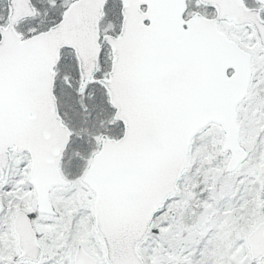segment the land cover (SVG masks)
Masks as SVG:
<instances>
[{
    "label": "snow or ice",
    "instance_id": "6c2138e0",
    "mask_svg": "<svg viewBox=\"0 0 264 264\" xmlns=\"http://www.w3.org/2000/svg\"><path fill=\"white\" fill-rule=\"evenodd\" d=\"M0 264H264V0H0Z\"/></svg>",
    "mask_w": 264,
    "mask_h": 264
}]
</instances>
